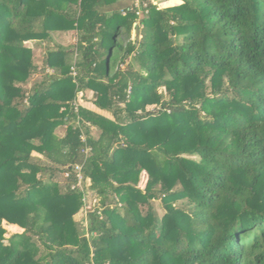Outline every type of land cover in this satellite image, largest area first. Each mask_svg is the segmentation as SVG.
<instances>
[{
    "label": "trees",
    "instance_id": "16d2710c",
    "mask_svg": "<svg viewBox=\"0 0 264 264\" xmlns=\"http://www.w3.org/2000/svg\"><path fill=\"white\" fill-rule=\"evenodd\" d=\"M138 1L0 0V264H264V0Z\"/></svg>",
    "mask_w": 264,
    "mask_h": 264
},
{
    "label": "rangeland",
    "instance_id": "374dc122",
    "mask_svg": "<svg viewBox=\"0 0 264 264\" xmlns=\"http://www.w3.org/2000/svg\"><path fill=\"white\" fill-rule=\"evenodd\" d=\"M155 1H158V0H155ZM167 1L168 3L166 2H158V6L159 7H165V6H171V5H175V4H180V1L178 0H175V1ZM131 39H133L135 37V30H132L131 31ZM77 40V34L76 32H70L69 34H64V35H57V36H54V41L55 42H58V43H61L63 46H73V44L76 42ZM35 44V43H34ZM47 43L44 42H40L39 44H37L35 46V49H34V55H33V58H34V62L35 64H41V58H42V55H43V50L44 48L46 47ZM53 43L49 42V45L51 46ZM40 76L39 75H34L33 76V79H37L39 78ZM81 95V93L79 94ZM91 95V93H90ZM79 103H81L82 105L86 106V107H89L90 109L94 110V111H98V113H100L101 115H104L105 117H108V118H113L111 113L107 112V111H101V110H98V109H95V107L89 103V102H86L84 100H80ZM92 131L96 133V129L94 126H92ZM55 132L59 135H63L64 132H65V126L64 125H61V126H58L55 130ZM193 158H196V157H193ZM90 181L89 180H86V187H85V194H84V204L82 206V208L79 209V211L74 215V219L78 222H80V226L81 227H85L86 226V223H87V212L88 210H91L92 209V206L94 204H96L97 200H98V196L90 189H88V185H89ZM153 204L155 205V208H156V211L159 215H161L163 213V209L161 207V202L160 200L158 199H155L153 201ZM6 228L9 230V231H19L17 228H14V227H9V226H6Z\"/></svg>",
    "mask_w": 264,
    "mask_h": 264
},
{
    "label": "built area",
    "instance_id": "2783aa9c",
    "mask_svg": "<svg viewBox=\"0 0 264 264\" xmlns=\"http://www.w3.org/2000/svg\"><path fill=\"white\" fill-rule=\"evenodd\" d=\"M144 6H145V4H144ZM134 8H135V13H136L137 15H141V13H142V10H141V4L139 3L138 0H134L132 6L128 7V9H127V8H122V9L120 10V12H121L122 14H125V13L127 12V10H132V9H134ZM85 152L87 153L88 150H86ZM76 169H77V171H78V173H77V183H78V185H81L82 180H83V176H82V174H81V165H79V164L76 165ZM65 175H66V174H65Z\"/></svg>",
    "mask_w": 264,
    "mask_h": 264
}]
</instances>
